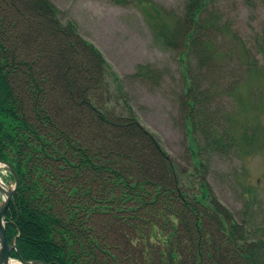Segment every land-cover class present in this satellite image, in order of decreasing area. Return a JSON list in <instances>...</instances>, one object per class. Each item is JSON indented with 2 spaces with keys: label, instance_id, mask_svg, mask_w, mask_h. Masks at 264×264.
I'll use <instances>...</instances> for the list:
<instances>
[{
  "label": "trees",
  "instance_id": "trees-1",
  "mask_svg": "<svg viewBox=\"0 0 264 264\" xmlns=\"http://www.w3.org/2000/svg\"><path fill=\"white\" fill-rule=\"evenodd\" d=\"M209 1L186 0L180 16L150 6L154 36L183 59ZM16 2L18 12L41 18L51 36L41 35V47L53 48L42 59H23L11 44L15 22L0 7V162L19 179L4 216L7 240L18 249L10 257L44 264H264V241L249 240L201 176L198 194L181 189L171 158L75 24L60 20L49 0ZM210 18L205 24L213 26ZM82 63L91 78L77 68ZM112 99L123 100L118 111Z\"/></svg>",
  "mask_w": 264,
  "mask_h": 264
},
{
  "label": "rangeland",
  "instance_id": "rangeland-1",
  "mask_svg": "<svg viewBox=\"0 0 264 264\" xmlns=\"http://www.w3.org/2000/svg\"><path fill=\"white\" fill-rule=\"evenodd\" d=\"M2 1L15 22L11 44L23 59L49 56L53 47H41V35L51 36L41 18L15 10L16 0ZM49 1L100 51L138 122L171 158L181 189L198 194L201 176L249 240L264 241V0H210L183 59L154 36L148 12L154 6L180 16L186 0ZM87 67L77 68L91 78ZM122 104L112 99L109 106L118 111ZM0 176L11 185L2 169Z\"/></svg>",
  "mask_w": 264,
  "mask_h": 264
},
{
  "label": "water",
  "instance_id": "water-1",
  "mask_svg": "<svg viewBox=\"0 0 264 264\" xmlns=\"http://www.w3.org/2000/svg\"><path fill=\"white\" fill-rule=\"evenodd\" d=\"M0 167L5 168L12 175L13 178V185L11 187L3 186L0 183V194L3 195V199L0 202V264H10V262L15 261L10 258V253L14 251L16 254H18V249L14 242H8L3 219L9 207L11 197L13 196L18 187L19 179L16 173L7 163L0 162ZM18 262L19 264H44L38 261L25 262L20 258L18 259Z\"/></svg>",
  "mask_w": 264,
  "mask_h": 264
},
{
  "label": "bare ground",
  "instance_id": "bare-ground-1",
  "mask_svg": "<svg viewBox=\"0 0 264 264\" xmlns=\"http://www.w3.org/2000/svg\"><path fill=\"white\" fill-rule=\"evenodd\" d=\"M10 264H19L18 262H15V261H13V262H10Z\"/></svg>",
  "mask_w": 264,
  "mask_h": 264
}]
</instances>
